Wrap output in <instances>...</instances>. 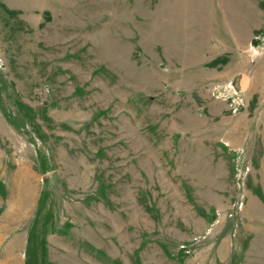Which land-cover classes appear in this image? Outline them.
<instances>
[{
    "label": "rangeland",
    "instance_id": "374dc122",
    "mask_svg": "<svg viewBox=\"0 0 264 264\" xmlns=\"http://www.w3.org/2000/svg\"><path fill=\"white\" fill-rule=\"evenodd\" d=\"M0 264H264V0H0Z\"/></svg>",
    "mask_w": 264,
    "mask_h": 264
},
{
    "label": "water",
    "instance_id": "95a60500",
    "mask_svg": "<svg viewBox=\"0 0 264 264\" xmlns=\"http://www.w3.org/2000/svg\"><path fill=\"white\" fill-rule=\"evenodd\" d=\"M247 81H248V79H247V77L246 76H244L243 77V82H242V88H245V86H246V84H247Z\"/></svg>",
    "mask_w": 264,
    "mask_h": 264
}]
</instances>
